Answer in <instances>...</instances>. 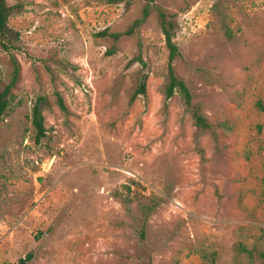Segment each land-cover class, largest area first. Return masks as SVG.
I'll list each match as a JSON object with an SVG mask.
<instances>
[{"label":"rangeland","instance_id":"obj_1","mask_svg":"<svg viewBox=\"0 0 264 264\" xmlns=\"http://www.w3.org/2000/svg\"><path fill=\"white\" fill-rule=\"evenodd\" d=\"M145 5L6 1L0 264H264V0H154L115 40Z\"/></svg>","mask_w":264,"mask_h":264},{"label":"trees","instance_id":"obj_2","mask_svg":"<svg viewBox=\"0 0 264 264\" xmlns=\"http://www.w3.org/2000/svg\"><path fill=\"white\" fill-rule=\"evenodd\" d=\"M6 1L7 0H0V39L4 41L7 37V20L10 12V7L6 6ZM152 9H154V0H146V5L142 9V16L139 20H136L131 29L127 31L126 33L122 34H115L112 35V37L115 40H118L122 36H131L133 30L138 29L141 25L144 24V22L147 20L149 17ZM158 17H159V26L162 31V34L164 35L165 38V43H166V48L168 50V83L166 87V98L170 99L176 90L179 89L180 93L183 96L185 105L187 107L191 106V96L188 92V89L186 88L185 85H183L181 81H179L176 76L174 75L173 69H172V62L175 60L176 57L179 56L178 49L176 45L173 42V35L171 33L170 28L167 26L166 22V16L161 12L158 11ZM102 36H106V32L102 33ZM113 51L108 52V56L112 55ZM137 61L142 63V59L140 57H137ZM18 78H19V68L17 66L14 67V70L12 72V75L10 77V81L0 87V121L8 108L12 98L13 94L12 91L16 87L18 83ZM145 77H143L142 82H140V85L136 92L134 93L131 101H133L136 97L140 95L145 94ZM42 102V99H38L37 103L34 105L32 109V124L36 130V137H35V142L39 143L42 138L45 137V130L43 127V117L41 114V109H40V104ZM58 104L62 110H64L62 100L61 98H58ZM193 117L195 120L196 125L204 130L208 131L211 127V125L205 120V118L201 115L198 114V112L193 113ZM242 252L246 253L249 257H252V254L244 249ZM264 255H261V258H263ZM32 256L29 254L25 258L20 259L18 261V264H27V262L31 261Z\"/></svg>","mask_w":264,"mask_h":264}]
</instances>
